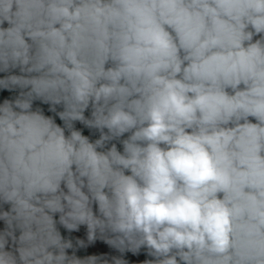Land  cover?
<instances>
[{
  "label": "clouds",
  "instance_id": "9594fccd",
  "mask_svg": "<svg viewBox=\"0 0 264 264\" xmlns=\"http://www.w3.org/2000/svg\"><path fill=\"white\" fill-rule=\"evenodd\" d=\"M0 264H264V0H0Z\"/></svg>",
  "mask_w": 264,
  "mask_h": 264
}]
</instances>
